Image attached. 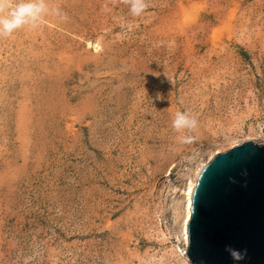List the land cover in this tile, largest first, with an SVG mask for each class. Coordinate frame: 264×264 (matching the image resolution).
<instances>
[{"label": "rangeland", "instance_id": "rangeland-1", "mask_svg": "<svg viewBox=\"0 0 264 264\" xmlns=\"http://www.w3.org/2000/svg\"><path fill=\"white\" fill-rule=\"evenodd\" d=\"M47 3L0 37V264H185L193 171L264 131V0Z\"/></svg>", "mask_w": 264, "mask_h": 264}, {"label": "water", "instance_id": "water-1", "mask_svg": "<svg viewBox=\"0 0 264 264\" xmlns=\"http://www.w3.org/2000/svg\"><path fill=\"white\" fill-rule=\"evenodd\" d=\"M186 254L191 264H264V144L216 154L191 190ZM247 249L234 262L225 246Z\"/></svg>", "mask_w": 264, "mask_h": 264}, {"label": "clouds", "instance_id": "clouds-1", "mask_svg": "<svg viewBox=\"0 0 264 264\" xmlns=\"http://www.w3.org/2000/svg\"><path fill=\"white\" fill-rule=\"evenodd\" d=\"M130 6L133 16L142 15L149 7V0H125ZM60 15L58 9L50 8L47 0H0V37H10L17 30L25 27L36 28L42 18L49 13ZM173 129L178 133L185 130L193 132L198 127V118L187 111L176 112L172 121ZM182 143H191L192 136H181ZM225 251L234 262L243 261L247 257V249L239 250L231 245L225 246Z\"/></svg>", "mask_w": 264, "mask_h": 264}, {"label": "bare ground", "instance_id": "bare-ground-1", "mask_svg": "<svg viewBox=\"0 0 264 264\" xmlns=\"http://www.w3.org/2000/svg\"><path fill=\"white\" fill-rule=\"evenodd\" d=\"M90 41V40H89ZM89 46L91 47V46H94V48H95V50L97 51V52H100L102 49H103V46H102V42L100 41V40H97L96 42H95V44L93 45V44H91V43H89ZM98 55V54H97ZM251 128H253V127H251ZM250 128V129H251ZM259 129V128H258ZM242 130V129H241ZM262 130V129H261ZM239 131V130H238ZM249 136H248V138H246V139H244L243 141H237L238 139H235V140H233V143L232 144H230L229 146L230 147H228L227 149H230L231 147H233V146H236V145H238V144H242V143H244V142H249V141H253L255 144H264L263 142H264V131H258V130H255V129H251V130H249ZM239 133H241L240 131H239ZM225 136V135H224ZM234 138V137H233ZM260 139V140H262L263 142H257L256 141V139ZM229 142V141H228ZM226 150V149H225ZM224 149H219L218 151H216L215 153H213V154H211L210 155V158H209V160L207 161V162H205V163H201V165H199L194 171H193V177H191V178H189V181H188V183H187V186H186V189H185V192H184V196H185V211H184V224H183V236H184V243H185V245H186V250H187V244H188V237H187V222H188V220H189V218H190V210H189V208H190V206H191V200H190V197H191V190L192 189H194L195 188V186H196V177H197V175L199 174V172H200V170L203 168V166H205L206 165V163H208L216 154H218V153H220V152H223V151H225ZM183 211V210H182ZM182 232V231H181ZM163 235V234H162ZM165 235V234H164ZM173 253V252H172ZM185 264H191V262L189 261V259H188V257H187V254L185 255ZM173 259V258H172Z\"/></svg>", "mask_w": 264, "mask_h": 264}]
</instances>
